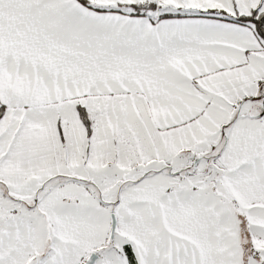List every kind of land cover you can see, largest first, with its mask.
<instances>
[{"label": "snow or ice", "instance_id": "obj_1", "mask_svg": "<svg viewBox=\"0 0 264 264\" xmlns=\"http://www.w3.org/2000/svg\"><path fill=\"white\" fill-rule=\"evenodd\" d=\"M0 264H264V0H0Z\"/></svg>", "mask_w": 264, "mask_h": 264}]
</instances>
